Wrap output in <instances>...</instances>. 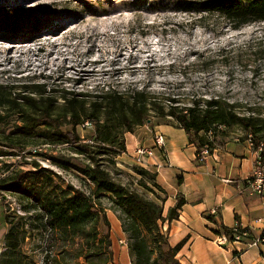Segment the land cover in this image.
Here are the masks:
<instances>
[{
  "label": "trees",
  "instance_id": "1",
  "mask_svg": "<svg viewBox=\"0 0 264 264\" xmlns=\"http://www.w3.org/2000/svg\"><path fill=\"white\" fill-rule=\"evenodd\" d=\"M182 10L218 15L234 30L264 22V0H184ZM26 12L0 7V33L22 30L24 25L10 14ZM240 110L239 105L216 97L194 99L191 104L180 106L175 99L147 90L108 87L76 93L42 83H1L0 160L26 154L43 157L41 145L68 146L74 155L85 160L78 168L92 184V190L88 194L72 186L66 188L56 182V173L38 163L33 164L34 170L24 171L0 161V191L18 196L21 210L32 218L31 231L46 234L42 264H83L81 259L86 264L113 262L112 228L101 202L107 195L129 237L133 264H181L177 257L185 241L171 246L163 225L178 220L186 202L180 200L166 218L165 199L161 197L164 191L155 182L156 173L138 166L132 168L140 176L138 184L143 193L117 181L114 173L119 172L118 158L127 152L126 135L143 127L151 114L171 119L172 125L187 133L190 144L197 148V160L201 161L202 153L212 154L217 139L227 136L226 130L234 127H241L247 136L252 134L256 143H264V113ZM15 117L19 124L11 123ZM86 122L95 128L89 141L77 131ZM41 139L44 141L33 142ZM30 146L33 149L27 153ZM6 221L9 230L0 264H34L21 251L29 232L11 222L9 216ZM223 233L232 238V231L224 228ZM56 248L61 249L60 253H54Z\"/></svg>",
  "mask_w": 264,
  "mask_h": 264
},
{
  "label": "rangeland",
  "instance_id": "2",
  "mask_svg": "<svg viewBox=\"0 0 264 264\" xmlns=\"http://www.w3.org/2000/svg\"><path fill=\"white\" fill-rule=\"evenodd\" d=\"M183 1L0 0V7L27 11L10 14L24 25L22 30L0 33V84L42 83L76 93L108 87L147 90L175 99L180 106L216 97L239 105L241 113H264V22L234 30L218 15L184 12ZM10 121L19 124L16 117ZM171 123L151 114L143 127L126 135L127 145L136 141L138 147L157 153V127ZM77 131L87 141L95 135L94 126ZM240 132H244L241 127H234L225 133ZM39 141L44 139L33 140ZM40 147L43 157L26 154L0 161L24 171L34 170L33 164L38 163L56 173L58 184L91 192L92 184L78 168L85 163L82 157L68 146ZM118 168L117 181L144 192L138 184L140 176L128 172L132 168ZM101 202L104 209L112 210L109 195ZM7 216L29 232L21 245L23 254L34 264H42L46 234L31 231L32 218L21 210L18 196L0 191V232ZM60 251L56 248L54 253ZM80 262L86 264L84 259Z\"/></svg>",
  "mask_w": 264,
  "mask_h": 264
},
{
  "label": "crops",
  "instance_id": "3",
  "mask_svg": "<svg viewBox=\"0 0 264 264\" xmlns=\"http://www.w3.org/2000/svg\"><path fill=\"white\" fill-rule=\"evenodd\" d=\"M156 134L164 136L166 146L146 157L142 168L157 174L155 182L164 191L161 194L165 199L164 217L180 200L186 202L179 219L163 225L171 246L185 241L177 257L181 264H264V244L248 247L244 242L230 241L220 247L216 242L225 236L224 228L232 232L237 226L252 228V237L260 235L254 228L256 219L262 215L263 200L253 195L246 183L255 160L247 134L219 137L213 153L201 161L197 160V148L190 144L184 130L162 125L157 127ZM137 148L136 141L128 143L127 152L118 158V166L141 167L135 159ZM213 210H217V215L211 214ZM107 216L112 228L111 264H133L129 237L123 232L118 214L107 210ZM3 227L1 242L7 232V225Z\"/></svg>",
  "mask_w": 264,
  "mask_h": 264
},
{
  "label": "built area",
  "instance_id": "4",
  "mask_svg": "<svg viewBox=\"0 0 264 264\" xmlns=\"http://www.w3.org/2000/svg\"><path fill=\"white\" fill-rule=\"evenodd\" d=\"M88 127H92V123L86 122L82 126H80V128L82 129H87ZM247 141L253 150L255 160L252 172L249 178L247 179L246 183L251 193L263 200L262 215L258 219H256V227L254 228V230H258L260 232V235L258 237H252V228H243L237 226L233 230L232 238L227 235L218 238L216 242L220 247H225L229 245L230 241L244 242L248 245V247H257L260 244H264V143H256L255 138L252 134L247 136ZM154 145L155 149L163 150L166 146L164 136L157 134ZM153 155L154 150L145 147H139L135 151V159L141 167H143L144 159L146 157H152ZM202 155L204 158L209 154L207 151H204ZM224 182L231 183L232 181L225 180ZM211 214L217 215V210H213Z\"/></svg>",
  "mask_w": 264,
  "mask_h": 264
}]
</instances>
